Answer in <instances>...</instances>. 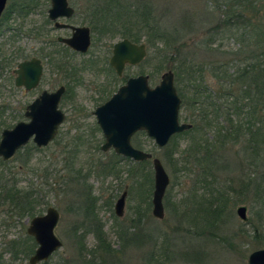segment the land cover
<instances>
[{
  "label": "rangeland",
  "instance_id": "obj_1",
  "mask_svg": "<svg viewBox=\"0 0 264 264\" xmlns=\"http://www.w3.org/2000/svg\"><path fill=\"white\" fill-rule=\"evenodd\" d=\"M11 1H8L7 7ZM78 1L72 0L79 9L73 25L89 26L86 23H90L88 13L80 11L87 9ZM96 2L100 7L105 4L102 0ZM130 2L148 3L156 23L168 33L178 34L180 39L173 49H165L163 43L154 37L148 47L145 35L148 31L144 23L140 19L132 20L131 28L142 37L146 36L140 44L147 45L148 56L141 65L126 69L124 80L147 75L150 86L155 87L163 73L173 71L175 85L186 94L187 100L193 97V88L189 85L192 76L205 67L209 69L213 61L225 60L226 50L237 48L236 45L223 49L209 46L210 35L216 34L226 12L235 7L232 11L252 16L254 22L264 28V0ZM42 3L49 8L50 0H43ZM112 12L115 14L114 10ZM46 18L39 8L27 20L20 21L24 23V28L18 35L12 36L15 43L7 50L13 63L0 73V137L3 130L28 121L24 117L26 108L43 91L53 92L62 85L68 88L60 102L66 121L60 127L57 139L33 156L22 151L7 164H0L3 182L11 184L15 178L21 187L31 186L29 188L40 194L38 216L46 214L49 207L60 213L55 234L63 242V247L48 261L38 264H248L253 252L264 249V193L261 191L262 197L257 198V191L249 186L253 177L258 178L257 181L264 180V143L257 150L258 154L261 153L259 157L253 150L245 149V139L225 146V152L217 155L219 163L211 169L213 176L204 178V175H191V162L186 159V150L190 149L189 157H192V150L202 133L194 132L174 140L172 147L175 155L168 163L164 148H159L154 140L134 137V147L160 159L171 180L164 198L165 217L155 218L152 160H149L151 167H147L141 164L147 161L126 162V158L118 156L113 149L103 152L105 138L93 114L124 85L123 78L117 79L116 74L109 73L107 63L113 45L124 39L121 34H107L98 23L94 24L98 29L92 33L93 43L88 54L62 53L60 46L54 45L48 50L53 54V61L44 62L45 70L39 88L26 92L15 86L13 71L20 62L32 57L41 59L45 41L52 39L56 43V38L70 35L68 31L53 30L52 24L44 23ZM7 24L5 21L0 26V40H5L4 43H8L11 35L6 32ZM34 28L36 31H32ZM46 32L50 33L49 37ZM38 34L44 35L39 38ZM228 41L233 43L234 40ZM228 41L225 45L229 44ZM214 48L217 50L212 51ZM17 52L21 53L18 58L14 57ZM58 62L63 65L61 70ZM68 63L69 66L65 67ZM73 66L77 69L72 70ZM81 66L87 69L81 70ZM205 76L207 81H211L209 72ZM188 114L190 112L181 108L182 123H189L185 120ZM28 157H32L31 162L24 164ZM191 168L195 171L194 167ZM151 170L153 183L147 175ZM263 180L261 185H264ZM216 185L233 196L225 217H221V221V218L216 220L221 222L217 224L213 218L200 214V223H192V215L188 212L192 205L188 206L185 200L190 196L189 192L200 189V194L202 190H216ZM125 191L126 207L124 216L120 218L115 214V205ZM241 206L247 207V222L238 217L237 209ZM30 220L19 218L0 206V264H29L37 249V244L34 247L32 237L27 234ZM98 233L104 235L116 254L100 250ZM30 250L34 252L27 257L22 253L32 252Z\"/></svg>",
  "mask_w": 264,
  "mask_h": 264
},
{
  "label": "trees",
  "instance_id": "obj_2",
  "mask_svg": "<svg viewBox=\"0 0 264 264\" xmlns=\"http://www.w3.org/2000/svg\"><path fill=\"white\" fill-rule=\"evenodd\" d=\"M88 1L95 3L89 6L92 11L89 16V25L93 28V31L98 29L94 26V24L98 23L97 25L108 32L107 34L111 33L114 36L121 34L124 38L137 44H140L141 39L147 36L148 47L151 44V40L153 41L155 37L159 42L163 43V48L165 47V49H173L178 39H180L178 34H170L156 23L152 15L153 10L150 5H147L148 3L132 4L130 0H102L105 4L100 7L96 0ZM42 2L43 0H12L6 8L0 21V26L2 22L7 21L6 32L11 33V35L8 43H4L3 41L5 40H0V67L4 65L10 66L13 63V58L8 57L7 50L10 45L15 43L13 40L14 35L21 33L24 28V23L22 24L20 21L24 22L27 20L39 8L45 14L48 5H44ZM232 9L235 10V7L225 13L222 24L216 30V34L210 35L209 46L223 49L236 45L237 48L233 46L236 50H226L224 52L227 54L225 60L213 61L209 69L205 67L204 70L197 71L198 74L196 76H192L189 81L190 87L193 88V97L191 99L187 100L185 98L186 94L175 85L178 95L182 99L181 108H185L190 112L185 120L192 124L193 127L191 130L173 137L163 152H165L168 163L170 159L172 161L175 155V149L173 150L172 147L174 140L186 135L190 136L194 132L202 133L197 146L192 150L193 155L190 154L192 157H189L190 149L186 150L188 154L186 159L191 162L190 168L187 167V169L189 168L191 175L196 177L202 175H204V178L207 175L213 176L211 169L219 163L217 155L220 156L225 146L237 144L245 139V149L253 150L259 157L261 153L258 154L257 150L264 143V28L256 24L252 16H243V14H238ZM112 10L115 11V14ZM139 19L144 23L143 25L148 31L145 33L146 36L143 37L131 28V21H139ZM44 23L49 24L50 22L46 18ZM32 31H36V29L34 28ZM38 35L41 38L44 34ZM226 40L234 41L233 43L228 41L229 44L225 45ZM44 43L45 45H51L50 48H53L54 45L57 46L52 40ZM47 49V46H43L42 55L48 61H53V54L46 53ZM215 50L217 49L214 48L212 51ZM20 56V52L14 55L16 58ZM58 67L59 69L62 68L61 62H58ZM174 71L176 73L175 69ZM207 72L212 75L211 81L206 80L205 75ZM139 137H144L146 140L150 139L144 132L138 133L135 139ZM42 150L44 149H38L35 145L29 144L20 150L17 155L24 151L27 155L33 156L34 153ZM178 158L176 162H178ZM31 160L32 157H28L24 164H29ZM125 161L131 163L129 159ZM0 164L5 165L7 163L0 160ZM141 164H146L147 167L152 165L149 161ZM191 166L195 168V171L192 170ZM152 173L153 171L147 175H150L153 183ZM257 179L256 177L251 178L249 186L251 185L253 190L257 191L255 192L257 198H261V191L264 193V185H261L260 181L263 179L260 181H257ZM11 181V184L3 182L0 177V206L12 211L19 218L32 219L40 215L37 212L40 194L34 192L33 188H29L31 186L21 187L15 178ZM260 186H262L261 190H258ZM215 189L202 190L201 195L198 194L200 189L189 192L190 196L185 200L188 206L192 205L188 208L189 214L192 215V223H200V214L205 215V218H213L214 223L217 224L219 222L216 220L225 217L228 204L233 200V196L231 197L225 193L219 185H216ZM31 239L35 247L36 243L33 238ZM98 240L100 242V250L105 249L111 255L117 253L104 239L103 234L98 233ZM15 244L13 243V245ZM30 251L32 252L26 253L24 251L22 253L27 257L34 252L33 250ZM94 260L92 259V261Z\"/></svg>",
  "mask_w": 264,
  "mask_h": 264
},
{
  "label": "water",
  "instance_id": "obj_3",
  "mask_svg": "<svg viewBox=\"0 0 264 264\" xmlns=\"http://www.w3.org/2000/svg\"><path fill=\"white\" fill-rule=\"evenodd\" d=\"M9 0H0V21ZM49 18L58 21L61 18L70 19L74 10L68 0H51ZM57 28L71 26L56 23ZM73 36L59 41L71 49L87 53L91 45V31L88 27H71ZM148 55L147 45L137 44L129 39H123L113 45L110 65L118 76H122L126 65L138 66ZM18 75L16 86L26 91L36 89L43 75L42 61L33 58L21 62L15 71ZM65 93V87L55 92L44 91L36 100L27 106L25 117L28 122H20L13 129H6L0 140V159L8 161L18 151L31 142L37 148H45L53 142L65 121V114L60 110V102ZM181 99L175 87V75L172 71L163 73L161 81L155 87L150 86L149 76L140 75L128 79L126 84L105 104L98 107L94 115L100 126L105 143L103 152L111 149L118 156L134 162L152 160L154 169L153 216L157 219L165 217L164 198L170 185V177L162 162L151 153L137 149L132 145V138L140 132L155 141L159 148H165L171 139L192 129V124L181 123L179 112ZM127 191L115 205V214L123 217L126 207ZM247 207L237 209L240 220L247 222ZM60 220L57 209L49 207L46 214L30 220L27 234L37 244L35 253L30 257L29 264L48 261L63 247V242L55 234V228ZM248 264H264V249L253 252L248 258Z\"/></svg>",
  "mask_w": 264,
  "mask_h": 264
},
{
  "label": "flooded vegetation",
  "instance_id": "obj_4",
  "mask_svg": "<svg viewBox=\"0 0 264 264\" xmlns=\"http://www.w3.org/2000/svg\"><path fill=\"white\" fill-rule=\"evenodd\" d=\"M79 2H81V4H83L84 5V8L85 9H87V10H80V11H82L84 14L85 13H88V15L87 16H90V14L92 13V11H91V9H88V6H91V5H93V4H95V3H93V2H89L88 0H80V1H78V3ZM68 3H69V6L74 10V14H73V16L70 18V19H67V18H61V19H59L58 21H52V20H50V18H49V10L51 9V6H52V3H51V0H50V6H49V8H47V10H46V12H45V14H46V17H47V19L49 20V22H50V24H52L53 25V30H55V31H68V32H70V35H68V36H60V37H58V38H56V44L58 45V46H60L59 47V51H61L62 53H64L65 51H68V52H71V54H73V55H75V54H79V55H86V54H88V52L90 51V49H91V47H92V33L94 32L93 31V28L89 25V23L88 22H86L89 26H76V25H73V20H74V18L76 17V14H77V11L79 10L77 7V5H74L73 3H72V0H68ZM81 4H79V5H81ZM7 8V7H6ZM78 9V10H77ZM56 23H59V24H61V25H67V26H71V27H88L89 29H90V31H91V45H90V48H89V50H88V52L87 53H82V52H79V51H76V50H73V49H71L69 46H67V45H65L64 43H62V42H60L59 41V39L60 38H62V39H68V38H71L72 36H73V30L71 29V27H68V28H57L56 27ZM47 34H48V37H49V35H50V33H48V32H46ZM124 39H126V38H124ZM52 40V39H51ZM51 40H48V42H50ZM123 40V39H122ZM53 41V40H52ZM46 46H48L47 48V50H46V53H50V52H48V50H49V48H50V46L49 45H46ZM112 51H113V47H112ZM112 51H111V57H112ZM42 53V52H41ZM111 57H110V59H111ZM33 58H37V59H39V60H41L42 61V64H43V75H44V70H45V64H44V62L47 64V63H49V61H48V59H45L44 57H43V55H42V58L40 59V58H38V57H32V58H30V59H24L22 62H24V61H27V60H31V59H33ZM110 59H109V62H107L109 65H108V67H109V73L110 72H112V73H114V74H116L117 75V73H116V71L114 70V68L110 65ZM64 60V58H62L61 59V61H63ZM21 63V62H20ZM19 63V64H20ZM18 64V65H19ZM141 65V64H140ZM11 66V65H10ZM67 66H69V63L65 66V67H67ZM139 66V65H138ZM9 66H7V65H4L3 67H0V73L2 72V71H4L5 69H7ZM62 67H63V65H62ZM65 67H64V69H65ZM129 67H133V66H130V65H126V67H125V70H124V72H123V75L120 77V76H118L117 75V79H122V80H124L125 78H124V73H125V71H126V69H128ZM136 67V66H135ZM81 68V70L82 69H87V68H84V67H80ZM18 69V66H17V68L13 71V73H14V75L16 76L15 77V86H16V78L18 77V75L17 74H15V71ZM77 69V67H75V66H73V69L72 70H76ZM77 72L78 71H76V74H77ZM75 74V75H76ZM43 75H42V77H41V81H42V79H43ZM78 75H76V77H77ZM132 78V77H131ZM128 79H130V78H127L126 80H124V84H126V82L128 81ZM41 81H40V84H41ZM74 81V80H73ZM40 84H39V86H40ZM39 86L36 88V89H38L39 88ZM123 86V85H122ZM17 87V86H16ZM61 87H65V93H64V95H63V97L65 96V94H66V92H67V90H68V88L66 87V86H64V85H62V86H60L58 89H60ZM17 88H19V87H17ZM21 89H24L25 91H26V89L25 88H21ZM36 89H34V90H36ZM57 89V90H58ZM34 90H32V91H34ZM56 90V91H57ZM118 91V90H117ZM26 92H31V91H26ZM44 92V91H43ZM42 92V93H43ZM48 92V91H47ZM53 92H55V91H53ZM41 93V94H42ZM50 93H52V92H50ZM40 94V95H41ZM39 95V96H40ZM114 95V94H113ZM38 96V97H39ZM63 97H62V99H63ZM36 100V99H35ZM34 100V101H35ZM110 100V99H109ZM108 100V101H109ZM33 101V102H34ZM62 101V100H61ZM32 102V103H33ZM107 102V101H106ZM105 102V103H106ZM104 103V104H105ZM103 105V104H102ZM100 107V106H99ZM59 108H60V106H59ZM98 108V107H97ZM96 108V109H97ZM26 110H27V108H26ZM62 111V110H61ZM95 112V111H94ZM26 113V112H25ZM94 114V113H93ZM65 116H66V114H65ZM24 117H25V114H24ZM96 117V116H95ZM26 118V117H25ZM27 119V118H26ZM97 119V118H96ZM28 120V119H27ZM29 121V120H28ZM28 121H21V122H28ZM65 121H66V118H65ZM64 121V122H65ZM20 123V122H19ZM18 124V123H17ZM16 124V125H17ZM98 124V123H97ZM15 125V126H16ZM63 125V124H62ZM61 125V126H62ZM14 126V127H15ZM60 126V127H61ZM99 126V125H98ZM13 127V128H14ZM13 128H11V129H13ZM99 128H100V126H99ZM98 128V129H99ZM101 129V128H100ZM6 130V129H5ZM59 130H60V128H59ZM4 131V130H3ZM3 131H2V133H3ZM102 131V130H101ZM59 133V132H58ZM58 136V135H57ZM57 136H56V138L53 140V142L57 139ZM104 136V135H103ZM1 137H2V134H1ZM1 137H0V140H1ZM105 143V142H104ZM30 144H33L32 142L30 143ZM51 144V143H50ZM33 145H35V144H33ZM104 145V144H103ZM132 145H133V140H132ZM28 146V145H27ZM36 146V145H35ZM48 147V146H47ZM47 147H45V148H47ZM25 148V147H24ZM38 149H40V148H38ZM41 149H44V148H41ZM22 150V149H21ZM19 152V151H18ZM17 152V153H18ZM17 155V154H16ZM15 155V156H16ZM15 156L12 158V159H14L15 158ZM12 159H10V160H8V161H3L2 159H0L1 161H3V162H9V161H11Z\"/></svg>",
  "mask_w": 264,
  "mask_h": 264
},
{
  "label": "bare ground",
  "instance_id": "obj_5",
  "mask_svg": "<svg viewBox=\"0 0 264 264\" xmlns=\"http://www.w3.org/2000/svg\"><path fill=\"white\" fill-rule=\"evenodd\" d=\"M179 98H180V96H179ZM181 99V98H180ZM181 105H182V99H181Z\"/></svg>",
  "mask_w": 264,
  "mask_h": 264
}]
</instances>
